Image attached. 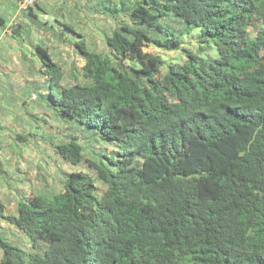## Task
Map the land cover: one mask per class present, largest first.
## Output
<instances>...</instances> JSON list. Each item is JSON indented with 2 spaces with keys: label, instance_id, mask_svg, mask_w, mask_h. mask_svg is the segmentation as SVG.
Wrapping results in <instances>:
<instances>
[{
  "label": "trees",
  "instance_id": "obj_1",
  "mask_svg": "<svg viewBox=\"0 0 264 264\" xmlns=\"http://www.w3.org/2000/svg\"><path fill=\"white\" fill-rule=\"evenodd\" d=\"M96 1H74L75 15H93L105 48L67 24L81 38L72 63L35 46L30 86L56 123L28 112L61 187L26 190L19 176L16 215L0 197V220L30 246L0 232V264H264V0ZM194 27L199 48L184 49ZM84 139L113 151L87 155ZM0 174L13 190L2 161Z\"/></svg>",
  "mask_w": 264,
  "mask_h": 264
},
{
  "label": "rangeland",
  "instance_id": "obj_2",
  "mask_svg": "<svg viewBox=\"0 0 264 264\" xmlns=\"http://www.w3.org/2000/svg\"><path fill=\"white\" fill-rule=\"evenodd\" d=\"M60 1H65V4L57 5L55 4L56 0H46L42 3V10L34 7L35 13L39 16V20L44 24L43 26L40 25V27L45 30L43 35L35 34L34 37L37 38L36 42L49 44L50 52L58 53L60 51L59 54L54 55L57 59H60L62 63H72L74 54L72 53L71 42H75L81 38L66 29L64 25L67 24L70 25L77 34H83L87 41H89V43H94L98 49L105 48L104 35L101 31L97 30L93 24V15L87 12L86 9H81L83 19H80V13L78 16L75 15L77 12L75 2H80L81 0ZM96 2L100 3L101 8L103 9L105 6L112 7L113 5H116L119 8L121 7L120 0H97ZM1 16L6 19V26H8L9 20L3 9L1 11ZM29 18L34 21L32 17ZM81 21L83 23H81ZM127 22L128 24L131 23L129 17ZM103 23L106 24L105 21ZM40 27L36 25L35 29L40 30ZM1 28L3 27L0 26V29ZM61 32L64 33L65 41L62 40L63 38L60 39L59 35ZM251 32L254 33L253 30H251ZM47 37L50 42H48ZM198 38L199 29L194 27L189 34L185 35L183 48L196 51L199 48ZM5 44L6 39L2 45L5 46ZM18 45H20L21 48H17V51H21L23 57H27L26 59L29 61L28 63L16 62V58L20 61V53L18 52H15V54L12 53L9 57L12 60V68L14 70L4 69L3 63L0 61V65L2 66L0 67V161L6 165L11 176L14 177L13 182L15 183L13 186L14 189H10L8 184L3 181V177L0 174V197L3 198L6 204L7 215H16L17 202L20 195L15 188L18 187V184H21V177L19 176L27 175L30 183L26 185V190H30L31 185H35L37 189L43 188V190L46 191L52 187H55V189L61 187L60 178H58L51 167H48L47 162H42L43 157L50 160L46 156V152L49 151L48 146H46L40 134H36L41 132V129L36 128L37 125L41 124L43 127L44 125L41 120L38 122L35 118H30L31 115L29 114L30 112H28L32 111V113L40 118L48 116L52 123L54 122L53 125L56 123L55 120L51 118L50 111H48V115L46 114L45 116L44 110L39 108L42 104H45V102L38 98V100L32 99L34 94L38 96V94L42 93V89H32L30 86L31 81L35 82L34 80H31L32 77L30 75V69L33 68L30 63L36 59L35 48L31 46L24 47L22 43H18ZM144 50L161 54L168 63L183 62L185 59V53L181 50L163 51L154 46L145 47ZM35 73L37 72L33 71V74ZM39 77L41 76H38V79ZM28 79H30V82ZM23 97H25L26 102L28 103L27 107L21 104ZM31 119L34 122V125ZM78 127L80 130L82 129L80 126ZM83 130H85V128H83ZM28 131L36 134V137L31 138V142L28 145L18 147L16 144L18 142L15 140L16 134ZM54 131L56 133L57 129H54ZM95 139L100 141L99 136L92 139V142L97 143ZM83 142L84 147H86L87 155L94 154V152H104V150L109 151V153L113 151L111 146L107 149L106 146L101 144H95V147H93L89 144L87 139H84ZM63 168L72 170L69 165L63 166ZM38 173L43 177L45 182L41 181L37 176ZM46 184L47 186L45 187ZM0 232L3 236H6L26 249L30 247L27 238L17 232L15 228L7 225L3 220H0Z\"/></svg>",
  "mask_w": 264,
  "mask_h": 264
},
{
  "label": "crops",
  "instance_id": "obj_3",
  "mask_svg": "<svg viewBox=\"0 0 264 264\" xmlns=\"http://www.w3.org/2000/svg\"><path fill=\"white\" fill-rule=\"evenodd\" d=\"M45 1L46 0H37L36 4L32 7L33 10L31 12L25 11L18 18H16L18 0H4V2L3 0H0V19L6 23V19L1 16V11L3 9L5 11V15L7 19L9 20L8 26H5L0 29V61H2L4 69L6 68L8 70H14L12 68L13 66L12 60L9 57L11 56L12 53L15 54V52L20 53V61L16 58L17 60L16 62L25 63V60L23 59V55L21 54V51H17V48H21V46L18 45V43H22L24 47L31 46L34 48L37 44H39L36 42L37 38H35L34 36L35 34L43 35L44 34L42 33L44 31L43 29L36 30L32 26L30 27L29 30H27L26 32H22L20 36L16 37L12 33L11 26L12 24H15L16 22L17 23L18 22L27 23V24L32 23V20L28 16V14L30 13L32 14V18L34 19V21H36V18H35L36 16L38 17V20H39V16L35 13L34 7H37L38 9L42 10V3ZM55 4L63 5L65 4V1L61 2L60 0H56ZM77 13H78V10H77ZM80 19H83L82 14L80 15ZM5 39H6V44L4 46L2 44ZM0 67L2 66L0 65Z\"/></svg>",
  "mask_w": 264,
  "mask_h": 264
},
{
  "label": "built area",
  "instance_id": "obj_4",
  "mask_svg": "<svg viewBox=\"0 0 264 264\" xmlns=\"http://www.w3.org/2000/svg\"><path fill=\"white\" fill-rule=\"evenodd\" d=\"M37 0H18L17 2V15L16 18H18L22 13L27 11L30 7H33L36 4ZM17 22L14 24L16 25ZM37 95H33L32 99H36Z\"/></svg>",
  "mask_w": 264,
  "mask_h": 264
}]
</instances>
